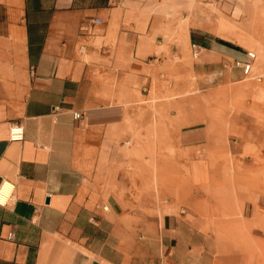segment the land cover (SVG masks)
Returning <instances> with one entry per match:
<instances>
[{"label": "crops", "instance_id": "0c3cea01", "mask_svg": "<svg viewBox=\"0 0 264 264\" xmlns=\"http://www.w3.org/2000/svg\"><path fill=\"white\" fill-rule=\"evenodd\" d=\"M196 1L189 13V0H0V185L13 187L0 206V264H125L123 246L109 238L117 230L104 220L157 216L124 213L122 203L158 197L171 208L149 227L161 264H204L201 208L212 202L205 190L224 185L230 174L233 186L238 179L250 191L260 186L255 172L262 167L253 154L238 164L234 157L238 141L259 147L248 110L264 116V43L258 52L239 43L237 37L255 39L250 25L233 16L225 18L234 27L230 38L219 36L213 30L219 18L206 19ZM170 9L180 10L173 22ZM178 24L186 49L171 41L168 27ZM192 45L200 55L190 61ZM248 52L255 59L244 75L234 62L246 61ZM190 77L198 94L208 77L220 87L246 85L248 120L242 127L229 118L218 147L203 98L184 95ZM74 112L82 118L74 120ZM13 124L24 128L22 142L8 141ZM158 136L164 140L153 143ZM147 146L164 156L136 160ZM146 166L149 183L161 187L148 199L133 192L131 200L130 191L120 192L125 170H134L137 186ZM256 215L264 216L262 193L242 207L244 219ZM215 247L218 264H243L229 242Z\"/></svg>", "mask_w": 264, "mask_h": 264}, {"label": "rangeland", "instance_id": "374dc122", "mask_svg": "<svg viewBox=\"0 0 264 264\" xmlns=\"http://www.w3.org/2000/svg\"><path fill=\"white\" fill-rule=\"evenodd\" d=\"M203 1V2H202ZM215 0H199L196 1L198 4L195 6L199 7V12L206 17V19H216L219 18L216 26L214 27V32L219 36L223 37L222 34H225L226 37L230 38L228 35L234 32V27L231 26L225 18L230 16L236 17L238 20L243 23L249 24L247 30L245 26H242V29L247 31V34H250L255 39V41L250 39H245L237 37V41L241 44H245L254 51H259V44L264 43V0H217L218 3L214 2ZM193 0H189L187 12L190 13L192 10L191 4ZM237 7V10L234 8ZM238 7L240 9H238ZM236 13V14H234ZM180 15V10H169L166 12V16L171 18L170 21L173 22L176 16ZM171 41L179 49H186V44L181 36L182 26L178 24L177 26L168 27ZM227 34V35H226ZM187 51L189 53V60H194L191 54V47L187 46ZM255 53V52H254ZM192 85L190 89L184 95L188 94L190 97H196L200 95L203 98L202 100V114L206 119L209 120V123L214 127L215 130V146L221 145L220 136L225 133L226 127L229 124V118L235 117L237 120V125L242 127L245 125V87L244 83L232 85L231 87H220L221 83L216 81H211V78H206L204 84V92L201 94L197 93V89L193 88L194 78L190 77ZM191 83V82H190ZM176 109V110H175ZM178 108H174V113H178ZM248 113H253V121H257L259 132L254 133L253 142L256 143L258 149L254 148L249 150L246 149L245 140L238 141L236 145V163L243 161L246 154H253L251 156L252 161L258 162L260 168L255 172L258 176L260 186L254 191H250L248 187L244 185V179H238L237 187L232 185V180L230 179L231 174L226 178L224 185L216 186L210 190H205L206 194L212 195V202L205 203L201 210L203 211L204 219L202 229L205 235V260L204 264H218L217 255L219 251L215 247V241L217 242H229L238 255L243 256V264H264V216H254L251 220L244 219L242 217V207L246 200H251L253 195L256 193L264 194V116L260 112L255 110H248ZM260 113V114H258ZM258 119V120H257ZM258 138L257 140H255ZM147 138L146 140H149ZM152 142L155 141L161 142L164 140L163 137H153L151 138ZM150 141V140H149ZM250 142V141H249ZM149 146L146 147L144 153L138 157L136 155V160L143 162L144 160H149L150 158L158 159L162 158L164 155L150 153ZM168 151V152H167ZM262 154H261V153ZM166 153H169L172 156V149L166 150ZM124 157L126 162H132V154H121ZM233 158V159H234ZM135 159V158H134ZM108 162V155L104 154V166ZM149 166H146L141 170L142 174H145L141 179V183H138L137 186L134 185L132 173L134 170L128 168V171L125 170L127 178L125 181V186L121 187V193L126 191L127 197L132 200L131 193L135 192L139 194L141 199L149 198L151 193H158L159 188L158 180H155V185L152 186L149 183ZM237 167H240L237 165ZM244 169V168H243ZM230 171H226L228 174ZM138 172V171H137ZM158 172V171H156ZM129 173V174H127ZM155 172L153 171V174ZM243 173V172H242ZM106 171L104 170V175ZM124 197V196H123ZM158 197L156 202H134L130 201L127 203H122L125 205L123 209L124 213L129 211L133 213H141L144 215L155 214L157 216H149L146 218H108L104 220V227H108L112 230V226L117 233H110V241H118L123 246V254L125 264H161V259L156 255L157 245L155 237L152 233V228H149L150 225L153 226L155 222L166 213H169L171 209L170 205L166 203L165 200ZM156 206V212L148 211L147 209ZM107 210V206H104ZM105 210V211H106ZM156 220V221H154ZM111 232V231H110ZM140 242V250L138 248V243Z\"/></svg>", "mask_w": 264, "mask_h": 264}, {"label": "built area", "instance_id": "2783aa9c", "mask_svg": "<svg viewBox=\"0 0 264 264\" xmlns=\"http://www.w3.org/2000/svg\"><path fill=\"white\" fill-rule=\"evenodd\" d=\"M95 23H98L99 20H94ZM191 54L194 59H197L200 55V50L197 46H191ZM247 60L244 62L236 61L234 62V67L240 69L244 75H248L251 71V62L255 59V53L248 52L246 55ZM74 120H80L82 118L81 114L78 112H74L72 115ZM24 140V128L21 125L13 124L8 129V141L12 143L22 142ZM3 183V182H2ZM1 183V185H2ZM0 185V186H1ZM13 191V189H12ZM12 193V192H11ZM11 196V194H10ZM10 196L5 201L3 205H6L10 199ZM0 204V206H3ZM105 211L106 208H103ZM12 234H9V238H11Z\"/></svg>", "mask_w": 264, "mask_h": 264}, {"label": "bare ground", "instance_id": "6f19581e", "mask_svg": "<svg viewBox=\"0 0 264 264\" xmlns=\"http://www.w3.org/2000/svg\"><path fill=\"white\" fill-rule=\"evenodd\" d=\"M12 185H10L9 183H5L2 185V187L0 188V204L3 205L5 203V201L8 199V197L10 196L11 192H12Z\"/></svg>", "mask_w": 264, "mask_h": 264}, {"label": "water", "instance_id": "95a60500", "mask_svg": "<svg viewBox=\"0 0 264 264\" xmlns=\"http://www.w3.org/2000/svg\"><path fill=\"white\" fill-rule=\"evenodd\" d=\"M46 203H48V200H46Z\"/></svg>", "mask_w": 264, "mask_h": 264}]
</instances>
